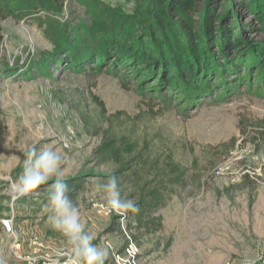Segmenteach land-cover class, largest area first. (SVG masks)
<instances>
[{
	"label": "rangeland",
	"instance_id": "1",
	"mask_svg": "<svg viewBox=\"0 0 264 264\" xmlns=\"http://www.w3.org/2000/svg\"><path fill=\"white\" fill-rule=\"evenodd\" d=\"M74 1L84 14L69 34L67 12L52 0L17 1L0 21V264H28L11 247L18 240L29 249L35 237L45 252L50 246V254L84 264L53 224L50 190L32 193L22 177L33 148L60 157L63 179L94 170L99 140L85 134L77 112L90 94L109 114L160 112L150 128L176 145L177 159L209 172L201 191L174 197L162 211L161 234L135 243L138 264H264V146L254 145L264 122V0H248L231 26L218 20L211 37L209 0L199 11L193 0ZM85 60L92 70L75 69ZM231 139L236 148L226 156L218 148ZM76 211L90 243L106 253L103 264H115L113 252L130 237L106 230L115 218L125 230L124 211L97 185Z\"/></svg>",
	"mask_w": 264,
	"mask_h": 264
},
{
	"label": "trees",
	"instance_id": "2",
	"mask_svg": "<svg viewBox=\"0 0 264 264\" xmlns=\"http://www.w3.org/2000/svg\"><path fill=\"white\" fill-rule=\"evenodd\" d=\"M17 1L25 0H0V21H6L11 17L12 11L16 9L13 4ZM191 1L181 0L179 3L191 5L189 4ZM204 1L193 0V6L198 11L202 7L206 8L203 6ZM247 1L209 0L205 19L209 37L212 36V28L217 29L215 23L218 20H221V23L228 21L229 24H234L232 18L241 16L248 10ZM52 2L54 7L59 8L58 10L63 12L65 9L67 12L68 25L65 33H70V27L73 30L80 29L77 27L81 24L77 21H81L79 18L83 17L84 11L79 10L80 8L74 0H52ZM198 11L195 12L198 13ZM232 14L234 16L230 17ZM180 23H184V21ZM228 29L229 25L223 27V31L227 32ZM60 59L67 63V56H61ZM58 60H56L57 63ZM89 61H82L75 69L89 67L92 70V63ZM57 63L54 62L51 65L52 71L58 68ZM90 98L91 100H87V102L80 101L77 112L85 134L99 140V145L92 153L91 164L94 170L79 176L65 178L69 189L66 195L77 210L80 208L81 198L94 185L98 186L102 195H106L101 185L107 183L110 177L115 176L119 181L121 199L133 201L137 210H121L125 213L123 216L126 223L125 230L119 221L120 218H115L106 230V234L118 233L124 236L126 233L134 244L142 246L146 239L164 231V218L161 213L173 198H183L184 194L194 193L195 189L201 191L202 177L209 172L200 168L198 162L194 161L190 165H186L177 159L176 145L167 140L161 132L153 131L150 128L149 123L157 120L160 112L147 110L135 116L124 111L109 114L105 103L98 96L90 94ZM258 125L259 127L255 128L257 134L254 145L260 148L264 146V122ZM180 146L186 152L189 150L187 143ZM222 148L227 150L225 151L227 156L236 148L235 140L231 139L228 144H221L218 149ZM97 170H105V172L101 173ZM53 183L54 181L40 184L32 189V193L44 192L47 189L52 193L51 185ZM126 242L128 244L129 240ZM111 259L114 262L113 254Z\"/></svg>",
	"mask_w": 264,
	"mask_h": 264
},
{
	"label": "clouds",
	"instance_id": "3",
	"mask_svg": "<svg viewBox=\"0 0 264 264\" xmlns=\"http://www.w3.org/2000/svg\"><path fill=\"white\" fill-rule=\"evenodd\" d=\"M26 156L22 182L27 187L34 188L46 182L49 177H56L51 185L53 191L50 195L51 205L55 212L54 226L78 245L84 264H103V257L106 253L90 243L92 237L84 232L78 213L66 195L69 189L60 175V157L50 150H43L37 154L35 148L29 150ZM101 187L106 192L108 204L118 213L121 210H137L133 201L121 199L119 181L115 176L110 177Z\"/></svg>",
	"mask_w": 264,
	"mask_h": 264
},
{
	"label": "built area",
	"instance_id": "4",
	"mask_svg": "<svg viewBox=\"0 0 264 264\" xmlns=\"http://www.w3.org/2000/svg\"><path fill=\"white\" fill-rule=\"evenodd\" d=\"M128 240L129 243L124 249L113 252L115 264H138L139 249L130 238H128ZM37 248L39 250H37ZM22 249V243L15 240L12 244L11 251L28 264H83L80 260L70 255H52L49 249H47L48 252H45L43 245L38 242L37 237L31 239L29 242V254L27 256H22ZM18 252H20V254H18Z\"/></svg>",
	"mask_w": 264,
	"mask_h": 264
},
{
	"label": "crops",
	"instance_id": "5",
	"mask_svg": "<svg viewBox=\"0 0 264 264\" xmlns=\"http://www.w3.org/2000/svg\"><path fill=\"white\" fill-rule=\"evenodd\" d=\"M22 243V242H21ZM22 245L24 246V249L22 250V255L23 256H27L28 254H29V249H28V247H26V245H24L23 243H22ZM47 247V249H49V250H51L52 249V247H50V246H46ZM26 248L28 249V251H25L26 250ZM24 253H26V254H24ZM21 261H23V262H26V261H24V260H22L21 259Z\"/></svg>",
	"mask_w": 264,
	"mask_h": 264
}]
</instances>
